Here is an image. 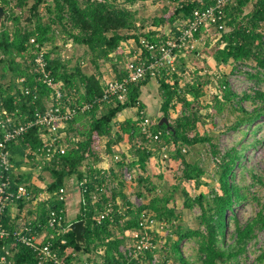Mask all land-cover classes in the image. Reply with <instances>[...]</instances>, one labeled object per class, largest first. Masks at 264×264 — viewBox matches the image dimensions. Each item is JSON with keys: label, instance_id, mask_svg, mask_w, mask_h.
<instances>
[{"label": "trees", "instance_id": "trees-1", "mask_svg": "<svg viewBox=\"0 0 264 264\" xmlns=\"http://www.w3.org/2000/svg\"><path fill=\"white\" fill-rule=\"evenodd\" d=\"M30 1L14 0L12 4L11 0H0L8 12L6 19L0 23V92L5 98L7 108L19 109L18 117L21 123L32 118L37 111L44 112L46 109L50 89L38 81L40 72L33 71L35 58L41 50L45 51L48 72L57 82L61 81L63 84L65 104L78 107L83 102H94L102 95L104 81L101 80V69L104 63H110L109 67L116 72L117 78L124 76L123 68L119 65L121 59L125 60L122 42L134 39L138 43L141 37L155 40L156 33L161 34L164 39L168 34L179 33L195 9L206 8L215 2L204 0L201 4L198 0ZM148 1L161 3L160 10L149 18H141L136 5ZM42 5L46 16L40 11ZM249 5L251 8L247 10ZM27 11L29 15L24 16ZM218 23H224V27L206 28L207 32L214 28L216 38L211 46L210 43L205 45V53L210 59H214L217 65L231 66L233 69L254 62L255 74L250 73V76H255L259 82L262 81L264 0H235L224 7V15ZM159 28H162V31ZM204 29L197 32L198 37L203 34ZM59 35H62L64 43L70 42L86 49L85 58L93 64L94 72L85 70L81 61L71 67L70 60L61 59L60 47L54 46ZM33 37L35 42H31ZM53 53H56V56H53ZM8 74L9 80L4 81ZM22 77H25V82L21 83L19 80ZM200 79L201 76H198L192 82L182 84L179 73L159 77L163 116L169 120L170 109L177 103L182 104L181 113L169 124L170 129L165 124L154 125V132L162 131L159 144L149 145L136 119L129 118L120 122L116 119L126 108L144 107L140 95L141 88L148 82V78L130 85L129 98L124 103L116 100L95 102L90 110L79 112L68 122L66 128L61 130L66 133V151H57L52 160L42 165L41 170L49 171L52 176V181L44 188L35 184L33 171L17 175L14 173L15 167H20L24 159L31 161L34 168L42 164L40 155L44 153L43 139L39 128H30L11 142L9 147L12 188L25 184L32 194L31 200H19V205L34 202L38 199V194L43 193L42 198L36 202V218L30 223L27 234L32 235L36 231L42 232L46 229L43 242H50L61 259L71 264H147L158 251L155 246L152 251H147L138 258L127 257L120 250V246L128 239L126 232L132 235L138 229L142 211L148 210L156 220L165 222L166 229H169L163 245L168 249L165 262L171 260L172 264H239V257L245 253L248 243L257 237L258 231L264 230V205L245 224L237 218L236 206L250 200V194L235 181V169L240 165L242 155V151L236 147L226 150L219 162L217 186H212L209 193L198 192L200 187L206 184L202 179L205 170L199 161L187 160L184 152L187 148L190 151L197 144L209 143L213 152L217 153L212 135L202 133L199 129V123H206V115L210 116V113L202 114V109H207L208 106H204L200 100L208 80ZM219 85L222 96L214 97L213 107L216 112L224 111L227 106L232 107V111H240V116L229 128L238 129L245 124L252 125L264 117L263 89L254 88L252 92H244L239 100L226 78L220 79ZM28 86L31 88L30 94L24 92V88ZM35 94L38 95L36 99ZM245 100L251 101L253 110L248 111L241 105ZM125 134L131 143V158L126 153H117L115 150L116 145L125 138ZM2 137L3 132L0 130V140ZM139 142H143L144 147H138ZM102 143L106 147L105 152L102 150ZM160 144L169 145L167 170L174 171L178 163L183 164L178 184H181L183 196L181 209L175 204L170 206V202L174 201L172 192L180 187L177 184L173 185L171 193L166 191L163 196L153 197L148 203L140 206H135L126 192V181L123 178L125 167L136 168L140 173L137 172L133 179L139 184L144 183L148 180L145 173L150 158L153 155L162 157V153H159ZM115 154H118L120 159L115 160ZM109 157L113 162L107 171V168L104 170L98 164ZM108 178L111 184L117 182V185L110 189L106 185L104 191L97 190L96 188L101 187ZM253 178L264 187V177L261 174H254ZM70 179L76 180L81 206L76 217L68 221L67 201L59 200L57 195ZM153 190L152 187H147V191ZM95 193L98 195L97 200L93 199ZM138 195L145 197V193L140 190ZM196 206L200 212L195 217V225L190 226L182 217L183 209L192 210ZM107 210L108 215L99 221V215ZM8 211L9 207L3 216V226L11 235L0 240V258L8 249L11 252L8 256L10 264H38L37 253L15 238L17 224L10 219ZM53 211L61 220L51 227L49 219ZM81 219L86 222L85 244L76 241V234L69 226L72 221ZM232 221L234 230L229 242L228 229ZM188 239L195 243L196 254L193 259L186 257L182 249V242ZM63 240L66 242L62 243ZM81 254L88 256L86 262L81 258ZM258 260H264V252H261Z\"/></svg>", "mask_w": 264, "mask_h": 264}, {"label": "rangeland", "instance_id": "rangeland-1", "mask_svg": "<svg viewBox=\"0 0 264 264\" xmlns=\"http://www.w3.org/2000/svg\"><path fill=\"white\" fill-rule=\"evenodd\" d=\"M14 4V0H11ZM164 0H161L163 2ZM33 0L30 1L32 3ZM1 5V3H0ZM161 3H154L148 1L147 3L137 4L139 16L141 18H149L153 16L160 10ZM251 6L249 5L246 9L250 10ZM40 11L43 12V15L46 16L45 9L43 5L40 7ZM7 12V11H6ZM28 16V11L23 14ZM8 16V12L6 17ZM6 17L4 19H6ZM3 19V20H4ZM2 20V21H3ZM2 21L0 23H2ZM7 24H11L7 22ZM139 25V23H138ZM150 27H148L149 29ZM153 27H151L152 29ZM147 29V30H148ZM209 32L202 37L201 41L197 44V50L187 53H182L181 57L177 61V70L180 76V83L184 84L186 82H192L193 79L201 76L200 80H208V83L204 86V95L201 97V101L204 106H208L207 109H202V114L206 115L204 124L199 123V129L202 133L211 134L212 142L216 145L215 154L213 152L212 146L208 144H197L193 149L187 148L186 158L189 161H199L200 165L204 168L205 174L202 176V179L206 184L202 185L198 192L209 193L212 186H217L218 184V170L219 162L222 160V156L226 150L233 147L238 148L242 151L240 165L236 166L235 169V181L236 183L245 188L250 194V200L244 201L241 204L236 206V215L239 221L242 224H245L249 219L253 218L259 209L264 205V187L260 185V182L255 178L254 174H261L264 177V117L260 118L259 121L253 123L252 125H242L238 129L229 128L235 121L238 116H240V111H232V107L227 106L224 111L216 112L213 107L214 97L216 95L222 96V91L220 89V79L226 78L229 82L230 88L233 92L237 94L239 98L244 92H252V89L261 88L264 90V79L258 81L255 76H250V73L255 74V63L251 62L243 66H238L233 69L231 66H219L216 64L214 59H210L208 54L205 53L207 43H210L211 46L215 40L214 28L209 29ZM135 40L131 39L121 43V46L124 47L125 53L129 54L126 50H130L135 44ZM132 44V45H131ZM57 45L60 47V56L63 61L70 60V65L73 66L77 62H83V67L88 72H94V66L86 56V49L79 45H73L69 42L68 45L63 42L62 35H59L58 39L54 42V46ZM135 46V45H134ZM53 48V46H52ZM53 56H56V53H53ZM126 56V55H125ZM124 59H121L119 65L121 68H124ZM110 63H104L101 69L103 74L101 80L105 81L111 78H117L116 72L109 67ZM33 71L35 72L34 68ZM2 70L0 69V73ZM9 80V74L4 81ZM158 80V79H156ZM159 83V80H158ZM158 83L156 85L158 86ZM160 84V83H159ZM159 87V86H158ZM153 92H155V87ZM152 96V95H151ZM161 98V97H160ZM160 98L158 100H153V104L159 105ZM236 98V100H237ZM162 100V98H161ZM237 106L236 104H234ZM242 106H244L248 111L253 110L254 106L250 100L242 101ZM211 106V107H210ZM130 110V108H128ZM148 111V110H147ZM182 104L177 103L175 107L170 109V122H174L175 118L181 113ZM131 117H137V111L134 113L127 112ZM152 120H155L157 124L159 119L163 116V113L158 116L154 111L148 112ZM119 114L117 116V119ZM86 122V121H85ZM156 124V123H155ZM125 138L116 145L115 150L118 152H124L126 155L131 158L133 156L131 148V143L129 142V137L127 134L124 135ZM102 150L105 152L106 147L104 143L101 144ZM110 159V157H109ZM168 164L167 158L165 156L158 157V155H153L148 161V168L145 173L148 176V180L144 183L139 184L135 178L126 181V192L130 195L131 201L135 206H140L142 204L148 203L153 197H160L168 191V194L172 192L174 184L180 183V176L182 175L183 164L178 163L174 171H169L166 169ZM110 167H107V171ZM19 170L23 173H28L33 171L34 181L40 187H46L48 182L52 181V176L49 171H42L41 169L34 168L31 161L23 160ZM133 177L136 176L138 170L136 168L130 169ZM129 170V171H130ZM140 173V172H138ZM124 178V175H123ZM125 179V178H124ZM110 178H108L105 184L110 188H114L117 182L110 183ZM182 182V181H181ZM183 185V184H182ZM67 200L69 199L68 205V216L67 220L74 219L79 212V196H78V186L76 180L70 179L67 182ZM174 194V201L170 202V206L177 205L178 209H181L183 205V196L181 193V184L178 185ZM147 187H152L153 191H147ZM142 191L145 193V197H140L138 192ZM26 205V204H25ZM29 208L36 206V202H31L26 205ZM37 211V207L35 208ZM200 209L196 206L192 210L183 209V219L190 226L195 225V217L199 214ZM37 213V212H36ZM76 213V214H75ZM30 215V214H29ZM26 218V217H25ZM234 230L233 221L230 224L228 229V241L231 242V235ZM169 229H166V226L157 227V233L155 236V248L158 249L154 253L153 260L147 264H172L171 260L166 261L167 248H164L166 242L167 234ZM126 237L128 238L126 243L120 246V250L128 257H130L129 249L132 246V235L126 232ZM175 238V236H173ZM182 249L186 257L194 258L196 254L195 243L192 240H184L182 242ZM154 252V251H153ZM264 252V230L257 232V237L252 239L246 248L244 254L239 257V264H264L263 261L258 260V256ZM84 258L83 261L86 262L88 257L85 254H81V258ZM82 260V259H81ZM232 264V263H229Z\"/></svg>", "mask_w": 264, "mask_h": 264}, {"label": "built area", "instance_id": "built-area-1", "mask_svg": "<svg viewBox=\"0 0 264 264\" xmlns=\"http://www.w3.org/2000/svg\"><path fill=\"white\" fill-rule=\"evenodd\" d=\"M189 2L190 0H181ZM203 4L204 0H198ZM235 0H215L213 5L206 8L195 9L192 16L185 21L183 29L179 33L168 34L166 38L162 39L161 34L156 33L155 40H150L146 37H141L138 43L135 42L130 50H126L124 62V76L122 78H111L103 82L102 95L94 102H83L78 107L67 106L64 102L63 84L61 81H56L47 70V60L45 59V51L41 50L40 54L35 58L34 70L38 75V81L45 84L50 89V94L46 101V109L44 112L37 111L30 119L19 122L18 111L10 110L5 106V98L0 92V130L3 132V137L0 140V240L11 235L10 231L3 226V216L7 208L17 203L19 200L29 201L32 199V194L25 184H18L15 189L12 188V161L10 143L22 136L32 127H38L43 139V155H40L42 165L52 160L57 151L64 153L67 145L64 143L66 133L61 132L65 129L68 122L71 121L79 112H86L90 110L94 103H103L116 100L119 102H126L129 98L130 85L139 80L145 79H159L163 75H172L178 73L177 61L181 54L196 51L198 42L206 34V28L213 26L214 28L222 29L224 23H218L224 15V7L234 2ZM204 29L203 34L198 37L197 32ZM155 30V28H153ZM162 31V28H159ZM31 42H35V38H31ZM68 45V44H66ZM132 45V44H131ZM21 83L25 82V77L19 80ZM37 90V88H34ZM26 94L31 93V88L25 87ZM37 94L34 98H37ZM138 116L136 120L140 127L142 134L148 140L149 145L161 143L162 131L154 132L153 127L155 120H152L145 108L137 106ZM162 157L168 156L169 145L160 144ZM138 147H144L143 142H139ZM27 153H29L27 151ZM115 160L120 159L118 154L114 156ZM104 170L105 167H102ZM128 167L124 169V178L127 181L133 179V174ZM106 184L96 189L104 191ZM68 190L67 187H62L57 195V198L62 201H67ZM42 193L40 194V196ZM43 196V195H42ZM97 193L93 194V199L97 200ZM109 211L102 212L99 215V221L108 215ZM61 217L56 216V212H52L49 219V225L54 227ZM165 222L156 220L148 210L141 213L139 220V227L132 233V246L129 249L130 257L138 258L145 255L147 251H152L155 246V236L157 227L165 226ZM70 226V225H69ZM66 230V229H65ZM15 238L31 247L38 256V264H46L52 262L53 264H71L61 259L59 254L53 250L50 242L44 243L37 240L34 236L24 235L22 232L16 231ZM66 241L63 240L62 243ZM11 254L10 250H6L5 254L1 256V264H10L8 256ZM95 264V263H90Z\"/></svg>", "mask_w": 264, "mask_h": 264}, {"label": "crops", "instance_id": "crops-1", "mask_svg": "<svg viewBox=\"0 0 264 264\" xmlns=\"http://www.w3.org/2000/svg\"><path fill=\"white\" fill-rule=\"evenodd\" d=\"M156 83H158V80L156 79H149L148 82L142 86L141 88V95H140V100L143 103L144 107L146 110H148V112L154 111L156 113V115L158 116L159 114H161V105H162V100H161V95H160V84L158 83V86L156 85ZM155 87V92H153ZM152 95V96H151ZM160 98V104L156 105L153 104V100H158ZM134 111H137V107H132L130 108V110H128V108L124 109L121 113H119V117H118V121H124L126 119L132 118V119H136V117H131L130 115L127 114V112H132L134 113ZM163 117V116H162ZM159 157V156H158ZM26 160V159H24ZM29 161V160H28ZM112 159H105L102 160L101 162H99V166L100 167H105V168H109L112 165ZM20 167H15L14 169V173L17 174H23V172H21L19 170ZM67 187V186H66ZM68 190V189H67ZM42 192H40L38 194V199L34 200L35 202H37L38 200H40L42 198V195L40 196ZM78 198H79V210H80V206H81V201H80V193L78 192ZM68 198V197H67ZM33 202V201H31ZM31 202H26L25 204L27 205L28 203ZM26 205L24 206H20L19 203H13L9 206V211H8V215L10 216V219L17 224L16 225V231L18 232H22L24 235L27 236H34L37 240H39L40 242H43V237L45 236L46 229L42 230V232H38L36 231L34 234L32 235H28L27 232H29V226L30 223L32 221L35 220L36 218V212H35V207L33 208H29ZM68 205H69V199L66 202V209H67V214H68ZM79 213V212H78ZM30 214V215H29ZM76 214V213H75ZM26 217V218H25ZM70 221V220H68ZM73 222V221H72Z\"/></svg>", "mask_w": 264, "mask_h": 264}, {"label": "water", "instance_id": "water-1", "mask_svg": "<svg viewBox=\"0 0 264 264\" xmlns=\"http://www.w3.org/2000/svg\"><path fill=\"white\" fill-rule=\"evenodd\" d=\"M7 12L4 9L2 5H0V22L6 17ZM159 124L163 125L165 124L168 129L171 128L169 125V120L166 116H163L159 120ZM70 229L76 234V241L79 244H85L86 240L84 237L85 231H86V222L84 219L76 220L70 224Z\"/></svg>", "mask_w": 264, "mask_h": 264}]
</instances>
